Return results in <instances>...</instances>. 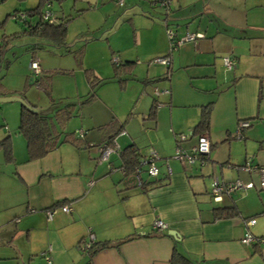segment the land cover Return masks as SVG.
Wrapping results in <instances>:
<instances>
[{
    "label": "crops",
    "instance_id": "1",
    "mask_svg": "<svg viewBox=\"0 0 264 264\" xmlns=\"http://www.w3.org/2000/svg\"><path fill=\"white\" fill-rule=\"evenodd\" d=\"M176 5L172 21L177 25L173 29L177 35L189 31L203 36L179 47L171 58L169 81L158 68L163 65L143 64L138 75L136 60L121 58L122 62H132L121 74L124 84L112 75L106 77L110 78L108 81H115L122 92L126 91L130 79L140 78L141 83L135 84L125 98L118 93L114 96L104 92V86L96 88V97L80 106L102 105L92 112L93 120L88 123L94 129L88 132L78 129L86 142L83 147L63 143L41 158L28 160L25 138L17 127L10 131L8 124L6 128V123L0 120V140L9 136L13 156L7 162L0 148V264H47L42 252L50 258L49 264H169L174 246L190 258V264H264V242L241 241L246 231L256 238H264V189L259 187L258 171L234 167L246 161L264 166V0H176ZM146 13L153 17H147L144 23L154 29L148 53L153 55L151 59L165 51L167 41L162 24L166 26V23L154 19L153 14L159 13L155 5ZM128 21L133 24L129 15ZM134 24H138L136 19ZM227 52L235 58V67L223 70L221 61L216 70L217 54ZM114 53L110 51V55ZM191 64L196 68L185 81L189 86L187 99L174 89L173 76L176 69H185ZM198 66L204 68L200 71ZM203 70L207 73L202 74ZM92 74L103 78L93 71ZM203 76L208 77L206 83H199L203 87H196L189 80ZM153 81L158 85L153 86L154 97L148 110L153 100L157 105L154 121L148 119L156 124L157 109L159 116L168 115L173 137L167 129L162 135L165 143L149 139L152 150L159 155L158 174L154 177L140 174L142 185L137 186L122 174L118 152L110 153L106 160L98 159L104 137L98 127L110 121L124 123L123 131L115 137L117 147L137 145L133 131H128L126 126L141 124L147 118L148 110L145 116L135 104L146 84ZM218 82L222 90L231 93L228 105L233 111L221 106L217 112L214 108L213 104L221 99V95L212 97L215 94L212 89ZM155 87L168 88L169 94L157 95ZM82 88L84 94L77 103L89 91L88 79ZM5 89L9 95H23L36 106L20 90L6 86ZM208 102L212 103L205 132L209 151L203 163L196 160L182 164L174 157L177 135H185L179 144L188 150L196 141L189 142L195 136L191 132L199 119L201 105ZM17 110L19 114V106ZM3 112L2 120L7 118L4 109ZM242 118H247L249 125L243 129L241 139H236L232 132ZM146 135L151 137V133ZM139 151L143 156L148 154L140 147ZM215 177L223 182L237 179L242 183L252 182V187L213 200L209 188ZM61 201H66L69 211H63L60 206L50 208ZM232 204L237 207L238 215H214L213 208ZM47 209H51L49 219ZM157 218L167 224V229H152L151 224ZM251 218L254 223L246 225L244 220ZM168 230L178 235L173 236ZM89 232L94 233L96 242L109 241L113 245L89 254L82 249Z\"/></svg>",
    "mask_w": 264,
    "mask_h": 264
},
{
    "label": "rangeland",
    "instance_id": "2",
    "mask_svg": "<svg viewBox=\"0 0 264 264\" xmlns=\"http://www.w3.org/2000/svg\"><path fill=\"white\" fill-rule=\"evenodd\" d=\"M151 1L152 0H123V3L118 5L115 0H0V39L2 37L7 39L11 38L9 47L4 53L7 66L0 70L2 84L11 90H20L28 99L36 103L38 110L44 111L51 107L57 109L68 101L76 102L79 100L81 95L84 94L82 87L87 83L86 73L89 74V72L92 73L93 71L95 75L98 74V77H103V81L106 82L103 85H99L98 89L104 86L102 89L104 92L106 91V93L114 96L120 94L122 98H125L127 94L135 88V84L141 83V81H139L140 78L130 79L126 91L122 92L118 90L115 81H108L110 78L106 77L111 76L113 73V64L111 61L115 56H118L119 59L125 58L126 56L134 58L136 60L135 69L139 73L138 75L142 72L141 66L143 64H156L153 62V58L150 59L153 55L148 56L149 50L152 47L154 29L152 28L153 30H151L149 27L144 26L147 17L148 19L153 18L151 16L152 14L149 15L146 11L150 12L155 5L159 13L153 14L154 19H159L161 24L162 21L165 23L167 22L168 27L171 29H176L175 27H177L175 21H172L173 12L177 9L176 7H178L176 5V0H171L170 11L167 13V16H165V9L160 5L158 0ZM142 3L145 5H142ZM148 5H150V8L147 7ZM36 8L41 10L48 8L55 15V18L64 17L68 20L63 44L48 41L37 33H26L29 31L28 25L24 24V21L21 19L14 17V14L18 12H27ZM128 15L132 17L133 24L128 21ZM135 19L138 21V24H134ZM27 20L34 25L38 20V15L34 14L28 16ZM162 26L165 33L164 23ZM165 37L167 41L166 48L161 55L165 54L168 50L166 33ZM219 38L220 37H218L217 40ZM37 42L42 43V47L32 49V45ZM187 42L189 41L184 43ZM181 45L179 47H181ZM111 50L115 51L113 55H110ZM177 50H174L171 58L177 54ZM228 54V52L226 54H217V60H215L216 70H219L218 67L221 64L222 58L228 56ZM32 57H35L40 63V72H42V74L46 73L47 79H49L51 84L50 93L38 87L35 82L30 83V76L35 79L38 75L29 69V62ZM233 59L235 60V58ZM158 68L161 73L163 72V76H167V81H169L171 72L165 73V66H160ZM195 68L196 65L191 64V66L185 69H176V73L173 76L174 89L179 95L185 96L187 99L189 93L186 90L189 86L185 85V81H187L186 78L192 75L190 72ZM197 68L201 71L204 66H198ZM169 69L171 70V65H169ZM223 70L228 69L223 67ZM136 71L134 70V73H136ZM205 73H207V71L203 70L202 74ZM228 73L232 75L231 71ZM207 78L208 77L205 76L191 77L189 80L192 81V85L203 87L202 84L199 83H202V81L206 83ZM157 83L158 82L153 81L146 84L145 89L141 91L137 104H135L138 109H141L140 111H143L145 116L151 98L154 97L152 94L153 86L155 84L158 85ZM141 86L143 87V85ZM176 86L177 88H175ZM212 90L213 92L215 91L212 97H214V95H221V99H219L218 103L213 104L217 112H219V108L222 107L227 109V111H233V107L229 108L228 105V102L232 100L231 93L222 90V86L219 82L218 86ZM14 95H16V93ZM145 99H147V101H145ZM158 99L162 100L159 97ZM20 105L18 101L0 103V116L4 113V109L7 117L4 120H2V118L0 120L6 123V128L8 124L10 131L13 127H17L19 123L17 106L20 107ZM101 106L100 103H91L82 108L79 107V109L75 108L72 113L73 115L65 121L63 131H74L78 133L80 127L81 129H86V132L94 129L88 125V123L90 119L93 120L92 112H96V108ZM158 112L159 109H157L156 112V124L151 122L148 117H145V119L141 121V124L137 122L133 123V125L126 126L128 131H133L131 134L143 152H149L153 149L151 148L152 142L149 139H156L161 141V143H165L166 140H164L162 135L167 132V129L170 130L173 137L172 129L169 126L168 115L163 118L159 116ZM136 119L138 120V118ZM236 128L237 123L232 132L233 136L235 135ZM213 129L216 130L217 127L214 126ZM213 129H210V131L213 132ZM188 132L189 130L186 131V134H188ZM147 133H151L150 138L146 135ZM196 137V135L191 137L189 142L193 143ZM158 161V159L155 160L157 167ZM141 167L140 174L143 177H149L146 172L147 165L143 164ZM234 167L237 168L236 166Z\"/></svg>",
    "mask_w": 264,
    "mask_h": 264
},
{
    "label": "trees",
    "instance_id": "3",
    "mask_svg": "<svg viewBox=\"0 0 264 264\" xmlns=\"http://www.w3.org/2000/svg\"><path fill=\"white\" fill-rule=\"evenodd\" d=\"M42 11L43 10L39 8L29 10L27 12L21 11L14 14V17L21 19L22 21H24V24L28 25L29 31L26 33H30V34L37 33L48 41L63 44L68 20L64 17H56V20H54L53 23H48L47 21L41 19ZM34 14L38 15V20L34 25H32L30 22H28L27 17ZM10 39L4 37L0 39V70L7 66V60L4 58V53L9 47ZM42 45H43L42 43L37 42L32 45V49L40 48L42 47ZM33 58L34 57H32V59ZM111 63L113 64V68H114V73L112 74V77L116 78V80L123 85L124 78L121 77V74L124 72L125 67L131 65L132 62L131 61L122 62L119 59L118 63L115 64L112 61ZM169 65L165 67L166 68L165 73L171 72V70L169 69ZM39 72L36 73L38 74L37 78L32 79L31 82L34 81L38 87L43 89L45 92L50 93L51 84L49 79H47L46 73L42 74V72L40 73ZM86 75L89 82V91L87 94H85V96L82 98V100L79 103L75 101H68L62 106H59L57 109H54L49 113H42L41 110L33 112L28 108H26L25 106H23L22 104L20 105L19 123L17 125V131L20 134H22V136L25 138L28 160H35L41 158L44 155H46L48 152L56 149L60 144L63 143H68L76 148H81L86 144V142L82 138V135H79L74 131L72 132L63 131L64 123L73 115L72 113L74 109L75 108L79 109L81 105L91 102L96 97V88L104 79V78H96L90 72L89 74L86 73ZM1 79H2V75L0 74V96L9 95V93L5 89V86L2 84ZM23 98L26 100L25 97ZM211 104H212L211 102H208L204 105H201L199 119L192 129L191 132L192 135L198 136L203 133L205 134L209 126ZM156 105H157L156 100H153L147 113V117L153 121L155 119ZM240 120H248V119L247 118L239 119L237 123ZM123 128H124V123H118L114 121H110L107 124L98 127V129L104 133L103 134L104 137L102 141L109 145H113V140L115 139L118 133L123 131ZM176 141H178V139H176ZM0 148L3 151L5 160L7 162L11 161L13 159V156L11 153L9 136L0 140ZM117 152L120 159L119 168L122 171V174L124 175L125 179H129V181L132 179L133 181L135 167L139 164V160L141 159V157H143V155L139 151V147L136 144L131 143L126 147H124L123 149L118 148ZM133 184L136 185L134 181ZM63 204H66V201L57 202L50 208L61 206ZM213 212L216 217H228L239 214L237 207L234 204L221 208H213ZM253 243L257 244L258 242H253ZM111 245L113 244L110 243L109 241L96 242L95 240H93L90 246L88 247L87 251L89 254H91L94 250H97L98 248L108 247ZM190 263H191L190 258L187 257L185 254L181 253L177 249V247L174 246L169 264H190Z\"/></svg>",
    "mask_w": 264,
    "mask_h": 264
},
{
    "label": "built area",
    "instance_id": "4",
    "mask_svg": "<svg viewBox=\"0 0 264 264\" xmlns=\"http://www.w3.org/2000/svg\"><path fill=\"white\" fill-rule=\"evenodd\" d=\"M118 5H121L123 3V0H115ZM160 5L165 9V16H167V13L170 11V3L171 0H158ZM55 15L51 12L50 9L46 8L42 11L41 14V19L44 21H47L48 23H53L56 18L54 17ZM165 33L168 39V50L164 55L157 56L153 58V62L161 64L163 66H168L171 60L172 53L174 50H177L178 47L183 44L186 41H195L199 37H202L203 34L198 33V32H189L186 31L182 35H177L176 31L169 28L168 24L166 22L165 24ZM119 58L117 56L112 58V62L115 64L118 63ZM222 64L225 69H232L235 67V60L233 59L232 55L224 56L222 58ZM30 68L33 73H38L39 66H38V61L36 58L31 59L30 61ZM154 93L155 94H169V89H161L159 90L158 88H154ZM249 125L248 120H240L237 123V128L235 130V135L234 137L236 138H241L243 134V129L246 128ZM79 135H82V131L79 130L78 132ZM177 144L175 146L174 150V157L179 160L182 164H191L198 160L200 163L204 162V155L209 151L210 148V143L208 136L206 134H200L196 138V142L187 150L183 148L179 142L185 139V135L180 133L177 135ZM118 147L115 143V139L113 140V145L106 144L105 142L101 143L99 145V157L98 159L101 160H106L109 156L110 153L112 152H117ZM159 159V155L155 150H151L148 152L147 155H144L141 157L139 160V164L135 167L134 170V175H133V181L137 186L142 185V179L140 177V172L142 169V165L146 164V172L149 176H156L158 174V167L155 164V160ZM242 170L246 171H258L259 173V180L258 184L261 189H264V166H258L256 164H250L248 161H246L244 164L240 165L239 167ZM91 183V182H90ZM252 187V182L248 183H242L240 180H234L232 182H223L217 179L216 177L212 179L210 188H209V194L213 200H220L223 195H228L232 191L235 190H244L246 188ZM60 208L63 211H69L70 208L68 205H61ZM47 219L50 218L51 215V209L45 210ZM244 223L246 225H251L254 223V219H246L244 220ZM152 229L154 231H160V230H165L167 229V224L157 218L153 220L152 222ZM89 239L88 241L82 245L83 250H87L88 247L90 246L91 242L94 240V233L89 232L88 234ZM241 241L245 244H250L253 242H264V238H256L254 237L249 231H246L241 239ZM46 261L47 264L50 263V258L46 255V252L41 253Z\"/></svg>",
    "mask_w": 264,
    "mask_h": 264
},
{
    "label": "water",
    "instance_id": "5",
    "mask_svg": "<svg viewBox=\"0 0 264 264\" xmlns=\"http://www.w3.org/2000/svg\"><path fill=\"white\" fill-rule=\"evenodd\" d=\"M30 80H32V76H30L29 78ZM31 82V81H30ZM6 101H18L20 104H22L23 106H25L26 108H28L29 110L36 112L38 111L36 106H33L31 103L27 102L22 96L20 95H8V96H0V103L2 102H6ZM51 110H44L42 111V113H49ZM169 234L173 235V236H177V232L174 230H168L167 231Z\"/></svg>",
    "mask_w": 264,
    "mask_h": 264
}]
</instances>
